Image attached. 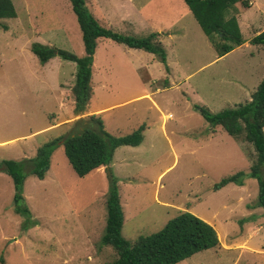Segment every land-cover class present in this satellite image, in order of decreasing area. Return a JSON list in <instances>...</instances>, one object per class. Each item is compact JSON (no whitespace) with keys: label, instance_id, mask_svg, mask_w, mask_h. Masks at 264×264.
<instances>
[{"label":"rangeland","instance_id":"rangeland-1","mask_svg":"<svg viewBox=\"0 0 264 264\" xmlns=\"http://www.w3.org/2000/svg\"><path fill=\"white\" fill-rule=\"evenodd\" d=\"M248 1L250 9L238 4L231 13L244 43L219 58L184 0H85L106 28L139 37L162 33L170 71L152 53L99 39L94 95L87 111L76 114V64L58 56L41 64L31 51L41 43L84 55L70 0H13L18 17L0 20V162L25 160L29 172L40 146L80 133L92 115L115 136L143 123L148 128L139 146L119 147L104 171L86 177L75 173L59 145L46 178L25 180L28 228L15 212L13 180L0 171V264L112 263L116 250L101 245L111 176L130 242L189 211L215 226L220 245L178 264H264V210L257 205L258 182L249 177L255 149L212 126L196 107L236 108L264 78V45L252 43L264 31V0ZM238 172L245 173L242 186L215 190Z\"/></svg>","mask_w":264,"mask_h":264},{"label":"trees","instance_id":"trees-1","mask_svg":"<svg viewBox=\"0 0 264 264\" xmlns=\"http://www.w3.org/2000/svg\"><path fill=\"white\" fill-rule=\"evenodd\" d=\"M70 2L82 33L84 55L78 56L64 49L41 43H34L31 51L41 64H46L57 56L76 64L72 87L76 114L87 111L94 95L93 66L99 39H110L129 48L143 49L152 53L165 65L169 73L168 54L159 39L162 33L153 32L139 37L117 32L101 25L86 7L85 0H70ZM184 2L217 50L219 58L244 43L235 14L238 13V4L246 9L251 8L248 0H184ZM234 11L235 14L232 15ZM17 17L13 0H0V20ZM3 29L7 30L8 26L3 24ZM252 43L264 45V31L257 35ZM165 82L167 83L168 80L166 79ZM196 107L212 126H222L236 140L241 142L244 140L253 145L256 159L249 177L258 182L257 205L264 210V78L252 94L251 100L236 108L213 113L206 107ZM90 117L89 124L80 133L71 134L65 141H63L65 136L62 135L40 146L36 155L28 160L32 163L29 172L26 170L25 160L5 159L0 162V167H6L4 171L13 180L15 212L25 217L24 228L33 225L32 213L25 203L23 193L25 180L29 175L40 180L46 178L51 168L53 153L59 145L63 146L75 173L79 177H86L93 171L109 166L119 147L139 146L148 128L147 124L143 123L130 134L115 136L105 129L100 116ZM244 177L243 172L226 176L216 183L214 188L220 190L231 183L242 186ZM106 209V231L101 239V245L111 246L117 253V258L110 264H178L199 252L220 245L219 233L215 226L189 211L180 212L160 231L148 236L141 235L134 243L130 242L123 236L125 216L118 191V180L114 176H111V185L106 196Z\"/></svg>","mask_w":264,"mask_h":264},{"label":"crops","instance_id":"crops-1","mask_svg":"<svg viewBox=\"0 0 264 264\" xmlns=\"http://www.w3.org/2000/svg\"><path fill=\"white\" fill-rule=\"evenodd\" d=\"M124 19V18H123ZM124 22L126 23V20H124ZM129 25H132V23L131 22H129ZM108 167V166H107ZM107 167H102V168H100V169H98V170H96V171H104ZM121 198V197H120ZM122 202V201H121ZM123 206V205H122Z\"/></svg>","mask_w":264,"mask_h":264},{"label":"water","instance_id":"water-1","mask_svg":"<svg viewBox=\"0 0 264 264\" xmlns=\"http://www.w3.org/2000/svg\"><path fill=\"white\" fill-rule=\"evenodd\" d=\"M70 136V134H68V135H66L65 137H64V140L63 141H65L68 137ZM4 170H6V167H0V171H4Z\"/></svg>","mask_w":264,"mask_h":264}]
</instances>
